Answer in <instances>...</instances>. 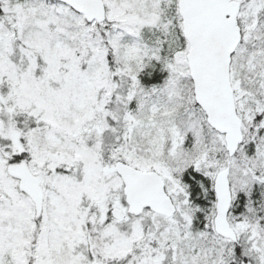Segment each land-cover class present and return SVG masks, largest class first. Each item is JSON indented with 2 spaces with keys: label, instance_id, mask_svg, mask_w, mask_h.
<instances>
[{
  "label": "snow or ice",
  "instance_id": "obj_1",
  "mask_svg": "<svg viewBox=\"0 0 264 264\" xmlns=\"http://www.w3.org/2000/svg\"><path fill=\"white\" fill-rule=\"evenodd\" d=\"M0 264H264V0H0Z\"/></svg>",
  "mask_w": 264,
  "mask_h": 264
}]
</instances>
